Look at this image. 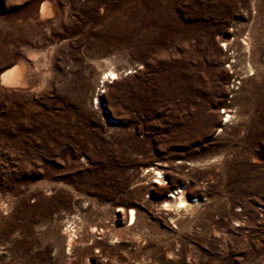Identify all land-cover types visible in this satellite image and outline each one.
Instances as JSON below:
<instances>
[{
	"label": "rangeland",
	"instance_id": "rangeland-1",
	"mask_svg": "<svg viewBox=\"0 0 264 264\" xmlns=\"http://www.w3.org/2000/svg\"><path fill=\"white\" fill-rule=\"evenodd\" d=\"M19 67L0 264H264V0H0Z\"/></svg>",
	"mask_w": 264,
	"mask_h": 264
},
{
	"label": "bare ground",
	"instance_id": "bare-ground-1",
	"mask_svg": "<svg viewBox=\"0 0 264 264\" xmlns=\"http://www.w3.org/2000/svg\"><path fill=\"white\" fill-rule=\"evenodd\" d=\"M24 75H26L25 69L23 67H19L15 71L11 70L7 73L5 71V73L2 74V76H0L1 77L0 81H1V83L7 84V85L12 84V83H20L23 80ZM107 77H111V78L116 77V73H115V70L113 68H109ZM158 164H163V163H158ZM152 169L156 174H161V176H162V170H160L158 166L157 167L152 166ZM170 198H173V200H167L164 203L167 206H174L175 209H177L178 211H181L183 209H189L191 206L194 205V201H198V199L192 200V199L186 197L182 191L181 192H178V191L172 192L170 194ZM129 214H130V218L133 220L132 222L134 223V221L136 219L135 209L131 208ZM70 236H71L70 241H72L73 235L70 234Z\"/></svg>",
	"mask_w": 264,
	"mask_h": 264
},
{
	"label": "built area",
	"instance_id": "built-area-1",
	"mask_svg": "<svg viewBox=\"0 0 264 264\" xmlns=\"http://www.w3.org/2000/svg\"><path fill=\"white\" fill-rule=\"evenodd\" d=\"M223 46L224 43L222 44ZM233 62V61H232ZM232 62L230 63V61L227 63V67H229V69H232ZM241 83V80L237 79V78H231V81L229 83V97H233L235 92L239 89V84ZM231 100L228 101V104H224L221 108V114H222V122L223 123H227L228 121L231 120L232 117H230L231 115L233 116V109H232V104Z\"/></svg>",
	"mask_w": 264,
	"mask_h": 264
}]
</instances>
